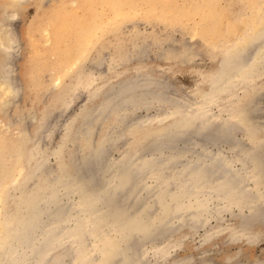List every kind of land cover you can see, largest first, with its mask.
Listing matches in <instances>:
<instances>
[{"label":"bare ground","instance_id":"1","mask_svg":"<svg viewBox=\"0 0 264 264\" xmlns=\"http://www.w3.org/2000/svg\"><path fill=\"white\" fill-rule=\"evenodd\" d=\"M261 26L233 52V67L244 66L241 74H232L239 80L228 78L229 72L227 76L223 70L224 78L213 85L211 95L172 96L166 80L142 75L117 81L99 105H85L71 113L64 122V141L54 138L49 130L53 126L48 133L40 130L44 138L53 134L49 148L37 137L28 149L32 161L19 168L0 201V264H145L151 252L167 264L172 248L179 247L191 231V227L183 231L186 219L196 228L232 207L241 219L264 218V87L254 83L264 73ZM251 65L258 69L254 78L245 72ZM239 81L253 83L251 96L224 118L225 98L220 92L231 85L226 91L231 96ZM1 82L11 84L8 77ZM74 94L60 113L68 110L66 106L78 95ZM141 109L150 113L137 116ZM78 117L83 126L73 136ZM222 144H228L230 155L224 154ZM113 151L121 153L114 157ZM50 152L57 156L58 166L46 169ZM37 161L42 170L34 164ZM122 189V197L132 202L113 217ZM151 197L158 212L149 210L152 205H147L146 198ZM129 210L137 223L129 221ZM245 211L250 215H244ZM225 230L253 243L259 236L245 222L229 227L217 223L206 239ZM74 250L76 257L71 258ZM193 259L175 264H192Z\"/></svg>","mask_w":264,"mask_h":264},{"label":"rangeland","instance_id":"2","mask_svg":"<svg viewBox=\"0 0 264 264\" xmlns=\"http://www.w3.org/2000/svg\"><path fill=\"white\" fill-rule=\"evenodd\" d=\"M259 26H264V0H0V201L5 199V192L15 181L19 168L29 165L32 154L29 146L41 137L42 130L53 126L49 130L53 131L54 138L64 141V122L71 113L85 105L92 108L99 105L112 85L113 88L118 85L117 81L125 82L142 75L151 80H166L164 84L172 96L211 95L213 85L220 84L219 79L224 78V71L227 76L229 72L231 79L243 72L244 66L233 67L236 60L233 52ZM250 69L245 72L256 75L258 69ZM6 77L11 84H2L1 80ZM255 79L254 83L264 87V73ZM250 82L239 81L231 96L226 92L231 85L224 91L219 89L225 98L224 118L239 101L248 102L253 87ZM74 93L78 95L74 103L66 106L67 114L60 113ZM148 113L141 109L137 116ZM82 124L83 120L78 117L73 136ZM53 134H46L47 138L42 135L40 144L44 148H49ZM221 148L224 154L230 155L228 144H222ZM116 152L113 151L114 157L121 153ZM50 154L44 164L46 169L58 166L57 156ZM34 164L42 170L40 161ZM71 168L75 170L76 164ZM119 192L122 197L123 189ZM123 197L119 198L121 203L114 211L116 214H111L113 217L121 215L124 207L132 202L127 203ZM152 199L146 198L147 205H152L149 210L158 212ZM232 208L196 228L186 219L183 231H189L190 227L191 231L179 247L172 248L166 263L175 264L176 260L187 261L193 257L192 264H264V218L241 219L237 209ZM245 214L250 215L248 211ZM128 219L137 223L132 212ZM244 222L259 233L254 243L244 237H234L226 230L206 239L217 223L229 227ZM76 254L74 250L71 258ZM230 258L233 260L227 262ZM145 264L165 263L158 253L151 252Z\"/></svg>","mask_w":264,"mask_h":264}]
</instances>
